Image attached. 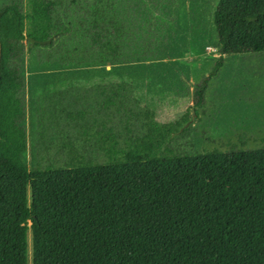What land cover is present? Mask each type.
Segmentation results:
<instances>
[{"label":"trees","instance_id":"obj_1","mask_svg":"<svg viewBox=\"0 0 264 264\" xmlns=\"http://www.w3.org/2000/svg\"><path fill=\"white\" fill-rule=\"evenodd\" d=\"M61 5L0 6V264H29L28 236L30 264H264V149L177 158L169 146L180 123L149 122L142 137L128 123L124 163L28 170L22 44L50 48L66 33ZM212 23L219 57L208 79L223 56L264 51V0H217ZM208 79L194 85L192 107ZM112 106L105 96L99 111L107 117ZM112 130L98 142L117 162Z\"/></svg>","mask_w":264,"mask_h":264},{"label":"rangeland","instance_id":"obj_2","mask_svg":"<svg viewBox=\"0 0 264 264\" xmlns=\"http://www.w3.org/2000/svg\"><path fill=\"white\" fill-rule=\"evenodd\" d=\"M11 1L29 13V0H0V6ZM61 1L55 16L67 32L54 37L50 48L22 44L29 171L124 163L128 123L139 137L149 122L177 129L175 122L180 123L169 146L177 158L264 146L218 141L230 134L215 135L235 128L264 130V51L225 55L208 79L219 57L212 23L217 0ZM206 78L204 102L194 108V85ZM105 96L114 101L107 117L99 111ZM80 112L83 116L74 117ZM209 125L213 140L200 133ZM109 128L119 135L117 162H109L99 148V132ZM28 252L30 264V236Z\"/></svg>","mask_w":264,"mask_h":264},{"label":"crops","instance_id":"obj_3","mask_svg":"<svg viewBox=\"0 0 264 264\" xmlns=\"http://www.w3.org/2000/svg\"><path fill=\"white\" fill-rule=\"evenodd\" d=\"M204 111L207 112L208 110H204ZM207 127L208 126H205V128H203V130H201L200 133L201 134L202 133L206 134V135L203 136L204 139L206 138V139H209V140H213L214 136H212V134L214 132L211 129L210 125H209L208 128ZM236 129L237 128H235L233 130H230L229 132H225L224 130L218 131L217 134H215V135H227V134H230V135H228V137L223 138L221 140H218V139H215V140H218V141L227 140L228 142H230V141H238V142L263 141L264 142V130H262V129H255V130H249V131L236 130ZM257 134H260L262 136V138H260ZM231 147H234V146H231ZM258 149H264V146L257 147L254 150H258Z\"/></svg>","mask_w":264,"mask_h":264},{"label":"water","instance_id":"obj_4","mask_svg":"<svg viewBox=\"0 0 264 264\" xmlns=\"http://www.w3.org/2000/svg\"><path fill=\"white\" fill-rule=\"evenodd\" d=\"M29 41H30V43H31V45H33L34 43H35V41L34 40H32V39H28ZM51 42V39L50 40H47V41H45V42H40V44H49ZM0 59H1V44H0Z\"/></svg>","mask_w":264,"mask_h":264}]
</instances>
